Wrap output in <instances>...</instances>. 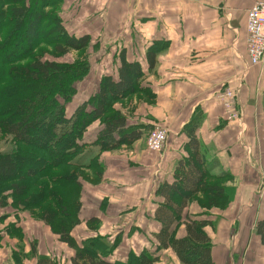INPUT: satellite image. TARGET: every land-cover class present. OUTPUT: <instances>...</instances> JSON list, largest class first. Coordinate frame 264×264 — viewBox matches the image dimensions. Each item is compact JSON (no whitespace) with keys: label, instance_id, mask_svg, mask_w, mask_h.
<instances>
[{"label":"crops","instance_id":"crops-1","mask_svg":"<svg viewBox=\"0 0 264 264\" xmlns=\"http://www.w3.org/2000/svg\"><path fill=\"white\" fill-rule=\"evenodd\" d=\"M256 1H63L61 9L84 22L78 25L80 33L73 34H88L90 43L98 39L94 45L101 48L98 65L90 64L84 77L92 88L82 91L88 96L68 114L97 91L101 77L117 79L123 51L127 61L141 65L140 89L113 107L125 117L119 134L139 131L140 136L103 148L96 141L104 123L98 118L77 140L80 148L71 160L80 182L74 214L78 223L70 231L75 248L59 239L37 209L12 203L10 191H4L0 264H72L76 252L78 262L87 264L84 242L91 238L103 243L97 258L119 264H140L141 258L148 262L144 264H181L171 247L159 246L155 235L161 223L154 211L163 203L161 184L174 180L178 161L189 153L190 136L199 144L206 183L218 185L222 196L209 206L207 191L192 195L170 227L172 237L185 236L184 215L205 220L202 230L210 238L213 264H264V246L255 231L264 217V60L249 66L245 43L246 12ZM156 43L163 47L150 70L146 52ZM107 44L115 48L104 49ZM117 44L122 45L118 51ZM227 87L236 94L232 104L239 120L228 119L222 109L219 95ZM156 125L167 130L160 153L146 146ZM259 189L262 202L255 197Z\"/></svg>","mask_w":264,"mask_h":264},{"label":"trees","instance_id":"trees-1","mask_svg":"<svg viewBox=\"0 0 264 264\" xmlns=\"http://www.w3.org/2000/svg\"><path fill=\"white\" fill-rule=\"evenodd\" d=\"M47 1L41 0V10L37 13H31L26 6H11L13 26L0 41V55L4 56L0 60V129L19 147L15 152L0 153V198H4L3 192L9 190L12 203L37 209L59 239L75 248L76 241L70 231L78 223L74 214L79 207L80 182L77 172L67 171L69 168L77 170L71 163L80 148L77 140L98 118L104 123L96 141L103 148L112 149L140 136L139 131L119 134L125 125V117L113 105L140 89L142 68L138 61H127L121 51L117 79L111 75L101 77L97 91L78 103L72 113H65L63 105L74 95V84L86 76L89 65L80 67L79 63L43 60L34 52L43 38H53L52 41L56 40L53 51L65 55L69 50L85 47L89 35H70L58 15L53 13V25L47 24L44 30ZM6 11L5 0H0V36L1 20ZM48 20L49 16L45 23ZM20 38L24 40V46L16 45L13 40ZM162 47V43H156L148 48V69L154 67L155 56ZM188 147L187 157L178 161L174 180L163 182L158 190L163 203L154 211L155 219L161 223L155 238L161 248L171 247L181 264H213L210 238L202 230L205 220L184 215L185 236L174 238L170 233L171 225L181 218L192 195L200 190L207 191L209 206L215 205V198L222 196L218 185L206 183L203 157L193 136H190ZM91 165L90 162L88 167ZM255 231L264 246V217L255 224ZM84 244L88 245L84 254L87 264H119L95 257L96 250L103 246L100 239L91 238ZM80 256L76 252L71 263L85 264L78 262ZM139 262L148 263L143 258Z\"/></svg>","mask_w":264,"mask_h":264},{"label":"rangeland","instance_id":"rangeland-1","mask_svg":"<svg viewBox=\"0 0 264 264\" xmlns=\"http://www.w3.org/2000/svg\"><path fill=\"white\" fill-rule=\"evenodd\" d=\"M63 1L64 0H48L47 1L49 6H47L48 8L45 7V9L44 8L43 9L46 11V18L49 16V20L47 23H45L46 18L44 19V21H43L44 30H45L47 24L53 25V20H52V18L54 17L53 15H58L60 23L62 22V25L64 26V28L66 29V31L70 35H72L73 33L79 34L80 32L77 30H80V29H78V27L84 25V22H81L82 19H77V16L74 17L73 16L74 12L71 11L72 16H70L71 15L70 13H66L67 12L66 7H64V9H61V7L63 5ZM5 3H6L7 11L5 12L4 18L1 20L2 34L0 36V41L7 34V31H9L10 28L13 26V20H12V17L10 16V12H9V8L11 6H13V5L26 6V7H28V10L31 11V13H37L38 10H41L40 9L41 8V5H40L41 0H5ZM51 13H53V15ZM83 15L84 14H81L80 17L83 18ZM107 17H108V15H106L105 20L107 19ZM65 18H67V19H65ZM89 22H93V20H91ZM79 23H81L80 26H78ZM103 24H104V26H106L107 21L103 22ZM51 39H53V38H50V39H44L43 38L42 44L39 45V47L34 52L43 60H46V59L47 60H55V61L63 63V64L79 63L80 67L84 66L85 64L86 65L88 64L89 66H91V65L97 66L98 65V60L100 57L101 48H99L98 45H94V42H96V40H98V39H96V40L94 39L92 43H90L91 39H89V41L85 47L80 48L79 50H69L68 53H66L65 55H59L53 51V42L56 40L52 41ZM13 40L16 43V45H20V46L25 45L24 40H22L21 38L18 40H15V39H13ZM104 42H107V40H104ZM114 46L115 45L112 46L111 44H107V45H104V49H108V51H110L111 50L110 48H115ZM121 46H122L121 44H117V46H116L117 51L121 48ZM10 51H12V49ZM3 57L4 56L0 55V60H2ZM91 73L97 77L99 76L98 74L95 73L94 70H92ZM86 75H87V73H86ZM84 77H83V79H81L80 81H78L74 84V86H75L74 95L71 97V99L69 101H67L63 105L65 113H68L70 111V108H71V106H73L74 103L76 104L77 102H79L80 100H82L83 98H86L88 96L86 93H82V91L85 88L91 89L92 86L86 81V79ZM91 84L94 85V83H92V82H91ZM156 127L157 128H165L164 126H159V125H156L154 128H156ZM154 128H152L151 130H153ZM146 146L150 151H152L154 153H158V152L151 150L149 148V146L147 145V142H146ZM18 149H19V147L16 145L13 138L6 133H1V129H0V153L15 152ZM67 172H77V170L75 168H69V170ZM262 187H264V178H263ZM258 191H259L258 192L259 194L255 195V197L257 198V200H259V202L260 201L262 202V191L263 190L259 189ZM16 202H18V201L16 200ZM29 210H34V209L32 206L28 205L27 211H29ZM66 226H68V221L66 223Z\"/></svg>","mask_w":264,"mask_h":264},{"label":"built area","instance_id":"built-area-1","mask_svg":"<svg viewBox=\"0 0 264 264\" xmlns=\"http://www.w3.org/2000/svg\"><path fill=\"white\" fill-rule=\"evenodd\" d=\"M246 51L249 57L248 65L261 64L264 60V0H257L246 12L245 25ZM235 93L230 88H224L219 95L223 111L228 119L239 120L240 116L236 109H233L232 102ZM167 130L165 128H154L147 137L146 142L149 148L155 152H162L166 146Z\"/></svg>","mask_w":264,"mask_h":264}]
</instances>
